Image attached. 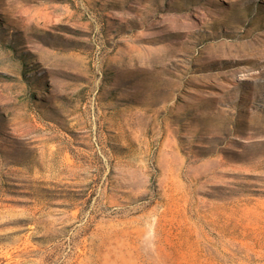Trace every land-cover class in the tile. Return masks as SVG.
I'll use <instances>...</instances> for the list:
<instances>
[{"label":"rangeland","instance_id":"rangeland-1","mask_svg":"<svg viewBox=\"0 0 264 264\" xmlns=\"http://www.w3.org/2000/svg\"><path fill=\"white\" fill-rule=\"evenodd\" d=\"M0 264H264V0H0Z\"/></svg>","mask_w":264,"mask_h":264}]
</instances>
